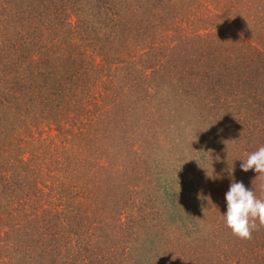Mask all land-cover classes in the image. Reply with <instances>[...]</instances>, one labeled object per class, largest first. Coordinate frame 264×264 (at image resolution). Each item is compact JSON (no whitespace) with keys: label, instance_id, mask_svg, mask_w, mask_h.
I'll return each mask as SVG.
<instances>
[{"label":"rangeland","instance_id":"obj_1","mask_svg":"<svg viewBox=\"0 0 264 264\" xmlns=\"http://www.w3.org/2000/svg\"><path fill=\"white\" fill-rule=\"evenodd\" d=\"M152 1L103 73L93 57L96 89L66 116L0 110L26 170L0 168V199L12 173L29 180L0 206V264L119 248L123 264H264V228L244 241L223 219L233 180L264 199V178L240 167L264 146V0Z\"/></svg>","mask_w":264,"mask_h":264},{"label":"trees","instance_id":"obj_2","mask_svg":"<svg viewBox=\"0 0 264 264\" xmlns=\"http://www.w3.org/2000/svg\"><path fill=\"white\" fill-rule=\"evenodd\" d=\"M147 1L1 0L5 15L0 9V24H3L0 27V73H3L0 74L3 78L0 81V110L4 108L11 114L16 108L21 111L28 107L33 113L29 121L40 120V115L55 111H62L66 116L74 108L72 106L77 105L74 99L80 87L90 90L94 84L96 89L92 82L95 78L93 57L102 58L96 67L103 73L107 46L111 47L114 42L115 50L120 47L119 39L129 29H136L138 18L152 7L154 2L145 4ZM100 76L98 84L103 89L105 83L100 80L107 77ZM56 138L48 136V139ZM10 142V139H0V168H12L24 174L25 166L18 161L21 158L15 156ZM23 174L12 173L11 179L2 184L4 194L0 206H6L5 210L19 200L12 187L14 184L26 185L28 178ZM18 214L21 213L16 216ZM8 216L6 214L5 218ZM127 244L131 245V242ZM142 248L144 254L150 253L149 245L143 244ZM124 250L103 252L92 263L89 257L79 260L82 264H123ZM47 259L38 263V259L31 256L29 260L32 264L55 263L50 257ZM132 264L150 263L134 260Z\"/></svg>","mask_w":264,"mask_h":264},{"label":"clouds","instance_id":"obj_3","mask_svg":"<svg viewBox=\"0 0 264 264\" xmlns=\"http://www.w3.org/2000/svg\"><path fill=\"white\" fill-rule=\"evenodd\" d=\"M242 161L240 167L243 172L254 170L257 178H264V146L248 153ZM225 199L227 211L223 219L233 236L248 241L254 231L264 228V199L258 198L243 182L233 180Z\"/></svg>","mask_w":264,"mask_h":264}]
</instances>
